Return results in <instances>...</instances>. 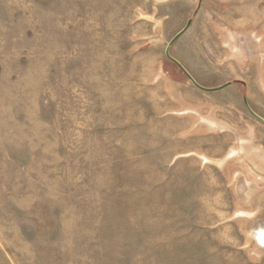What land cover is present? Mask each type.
Returning a JSON list of instances; mask_svg holds the SVG:
<instances>
[{
    "label": "rangeland",
    "instance_id": "obj_1",
    "mask_svg": "<svg viewBox=\"0 0 264 264\" xmlns=\"http://www.w3.org/2000/svg\"><path fill=\"white\" fill-rule=\"evenodd\" d=\"M245 98L264 0H0V264H264Z\"/></svg>",
    "mask_w": 264,
    "mask_h": 264
},
{
    "label": "water",
    "instance_id": "obj_2",
    "mask_svg": "<svg viewBox=\"0 0 264 264\" xmlns=\"http://www.w3.org/2000/svg\"><path fill=\"white\" fill-rule=\"evenodd\" d=\"M191 22H192V19H189L188 20V23H187V25L185 26V28L183 29V30H181L174 38H173V40L171 41V43L169 44V46L172 44V42L179 36V35H181L189 26H190V24H191ZM167 54H168V56L170 57V58H172L171 56H170V54H169V51L167 50ZM176 63H178L180 66H181V68H183V70L186 72V74L189 76V78L191 79V81L196 85V86H198L199 88H201V89H204V90H218V89H220V88H222V87H224V86H226V85H228L230 82H226V83H224L223 85H220V86H217V87H205V86H203V85H201V84H199L187 71H186V69L176 60V59H174V58H172ZM245 102H246V105H247V107H248V109L254 114V115H256L257 117H259L260 119H262V120H264L263 118H261L260 116H258L252 109H251V107L249 106V104H248V102H247V99L245 98Z\"/></svg>",
    "mask_w": 264,
    "mask_h": 264
},
{
    "label": "bare ground",
    "instance_id": "obj_3",
    "mask_svg": "<svg viewBox=\"0 0 264 264\" xmlns=\"http://www.w3.org/2000/svg\"><path fill=\"white\" fill-rule=\"evenodd\" d=\"M263 236V235H262ZM262 238V237H261ZM263 239V238H262Z\"/></svg>",
    "mask_w": 264,
    "mask_h": 264
}]
</instances>
